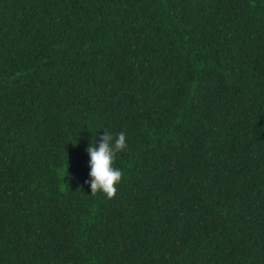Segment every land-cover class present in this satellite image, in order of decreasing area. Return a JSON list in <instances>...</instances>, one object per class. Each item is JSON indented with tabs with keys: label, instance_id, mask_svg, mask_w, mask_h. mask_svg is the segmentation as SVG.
I'll return each mask as SVG.
<instances>
[{
	"label": "trees",
	"instance_id": "1",
	"mask_svg": "<svg viewBox=\"0 0 264 264\" xmlns=\"http://www.w3.org/2000/svg\"><path fill=\"white\" fill-rule=\"evenodd\" d=\"M0 264H264V0H0Z\"/></svg>",
	"mask_w": 264,
	"mask_h": 264
},
{
	"label": "clouds",
	"instance_id": "2",
	"mask_svg": "<svg viewBox=\"0 0 264 264\" xmlns=\"http://www.w3.org/2000/svg\"><path fill=\"white\" fill-rule=\"evenodd\" d=\"M104 134L89 143L86 148L88 156V180L91 194L102 193L108 198L116 195L121 183L122 171L115 166L118 154L127 150L128 137L126 131L113 133L103 129Z\"/></svg>",
	"mask_w": 264,
	"mask_h": 264
}]
</instances>
